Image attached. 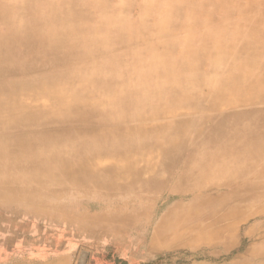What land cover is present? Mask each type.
<instances>
[{"label":"bare ground","instance_id":"6f19581e","mask_svg":"<svg viewBox=\"0 0 264 264\" xmlns=\"http://www.w3.org/2000/svg\"><path fill=\"white\" fill-rule=\"evenodd\" d=\"M186 1L170 0L165 5L141 0L138 3L139 15L133 21L123 18L122 13H114L109 8L108 0H0V74L7 71L6 67L18 66L10 68V72L17 75L18 79L15 82L6 81L4 87H0V116L8 118L5 122L0 121V129L5 133L2 135L7 140L0 142V167L2 164L17 166L25 177L35 174L38 183H43L47 175L52 174L48 171L50 166L63 174L73 167L74 170L66 174L67 183L71 187H82L90 184L91 180L88 179L98 181L97 185L103 180L110 182V179H115L121 174L117 169V165H120L118 161H129L136 157L146 165H154L153 155L158 154L171 163L175 155L187 151L186 154L179 155L181 167L178 171L165 168L161 162L157 166L160 177L170 182L171 188H167L169 193L177 195L178 200L184 199L189 193L193 195L188 204L172 205L181 209L193 204H198V208L204 204L203 200H199L201 192H198L201 191L200 186L205 183L204 180H210L218 187L231 186V182L236 181L234 191H239L249 173L261 172L264 168V124L255 119L243 123L241 120L247 117L246 113L215 118L214 127L206 136L202 135L204 126H197L193 137L198 139L186 150L183 143L188 134L186 130L182 134L179 131H163L167 124H174L175 121L170 123L161 120L173 119L180 114H198L202 112L201 102L204 101L208 102V112L213 111L219 104L227 101V94L236 90L240 80L247 81L249 77L254 91L246 92L240 99L232 101L231 105L239 107L264 104V87L261 86L264 84V76L259 71L253 73L256 62L251 58L264 51V42L261 40L264 30L253 29L259 21L264 25V0L252 3L256 13L248 8V11L245 10L244 30L239 27L233 29L230 37L227 24L214 30L206 27V32L201 31V42L198 45L189 42V33L182 36V39L188 40L179 43V35H171L161 26L166 21H174L175 10H186L191 16L196 14L197 6ZM224 3V0H211L208 7L211 8L214 4L221 8ZM120 5L122 7L124 2ZM91 8L95 15L89 14L88 10ZM150 8L156 10L154 17L161 26L162 40L159 37L151 38V41L145 43L142 42L145 34H142L141 29L144 28L141 25L149 19ZM107 13L110 14L107 16ZM222 15L228 16L225 12ZM210 16L211 10H208L205 17L209 20ZM176 17L179 19L178 15ZM185 19L192 22V17ZM84 25L86 26L83 27ZM224 41L227 43H223ZM130 44L134 46L131 51L120 50ZM70 47L76 48V52L67 51ZM239 53H243L250 61H235L234 56ZM75 58L85 62L83 70L62 63ZM203 59L206 67H202ZM38 62V68L62 63L63 67L69 69H61L57 71L60 72L58 74H70L45 82L23 83L22 78L33 73L28 72L26 67ZM84 71L93 77L101 76L102 71L105 75L84 80L74 79L75 74L81 75L80 72ZM208 73L210 75H206ZM152 74L154 79L146 81L145 78ZM116 80L121 83L109 97V90L116 85ZM48 82L50 83L47 84ZM7 86L10 90L5 88ZM44 86L48 87L40 91V87ZM200 88L206 93L200 92ZM253 92L257 93L253 94L257 97L251 95ZM252 96L257 99H252ZM10 98L20 99L21 102L13 106ZM73 101L77 102L72 109ZM88 104L93 107L88 109ZM172 106L176 109L171 110ZM16 113L21 118H15ZM210 116L207 117L208 120L211 119ZM150 118L157 121V124L150 123ZM137 121H140L141 127L137 128V124H134ZM108 123H125L127 126L124 130L118 128L116 131L108 128ZM189 123L193 125L191 122L188 125ZM45 124L54 128L49 129L47 126L37 131L11 133L15 128L29 129ZM73 125L81 128L83 133L78 135L76 146L70 149L66 157L56 158L67 145V140L56 143H49L47 140L73 134ZM98 125H107V129L103 128L107 137L94 138ZM151 129L155 133L148 135L147 130ZM113 132H118V136L112 141L110 133ZM26 133L32 138H28ZM104 149H112L109 152L112 155H117V151L127 150L126 154L118 155V160L115 156L109 161L110 165H114L111 166L112 172H107L109 164L102 163L100 155ZM3 154L7 155L1 157ZM192 163L196 166L188 168ZM143 168H135L128 176L129 181L132 179L139 183L137 176ZM83 170L84 175L77 173L84 172ZM157 179L155 176L150 178L152 182ZM183 183L190 189L181 190L180 185ZM262 195L259 192L245 196L239 203L256 201ZM212 204L209 205L213 206ZM163 206L165 203L161 207ZM223 210L226 213L232 211L227 208ZM188 219L189 216L182 220ZM162 223L165 221L160 220L154 224V234L157 235L164 229ZM149 227L150 225L146 229ZM199 228H202L200 222L184 229L182 233ZM153 242L154 236L150 243Z\"/></svg>","mask_w":264,"mask_h":264},{"label":"rangeland","instance_id":"374dc122","mask_svg":"<svg viewBox=\"0 0 264 264\" xmlns=\"http://www.w3.org/2000/svg\"><path fill=\"white\" fill-rule=\"evenodd\" d=\"M140 1L108 0V5L114 13H122L123 18L135 21L140 12L138 8ZM150 1L166 5L170 0ZM224 1L225 3L221 4L223 7H215L213 4L214 8H210L208 5L211 0H187L186 2L189 4L197 6L196 14L191 16L186 10H175L179 19L175 16L173 22L166 21L161 26H164L162 28L169 34L179 35L177 38L179 43L188 40V38L182 39L184 38L182 36L189 33V42L198 45L201 31L206 32V27H212L213 30L219 29L224 24H227V33L231 37L233 29L238 27L242 30L245 29V10L248 8L253 11L252 3L255 0ZM121 2H124L122 7H120ZM247 3L249 5H246ZM208 10H211L209 20L205 17ZM88 12L95 15L92 8ZM155 12L154 8H150L148 10L149 19L145 24H140L144 28L141 29L143 30L142 34H145L142 42L147 43L148 40L151 41V38H161V26L155 20ZM224 12L228 16L223 17ZM110 13H107V16ZM253 13H256L255 10ZM188 16L192 17L191 23L185 21ZM253 29L264 30V25L259 21V24L255 25ZM211 37L214 38L213 35ZM261 40L264 42V35L261 36ZM223 43H227V41ZM159 45L161 46V43ZM132 47H134L133 44H130L120 50L131 51ZM236 48L238 47L236 46ZM75 49L70 47L67 51L76 52ZM247 58L243 53L234 56V60L239 63L247 61ZM251 58H254L256 62L253 73L256 74L259 71L260 75L264 76V51L254 54ZM62 63L81 70L85 67V62L77 58ZM62 63L54 64L55 66L53 64L46 65L42 68H38L39 62L25 66L28 72L33 71V73L29 74V77H23L22 82L25 84L37 81L45 82L55 77H66L70 73L58 74L60 72H57L61 69H69L63 67ZM201 64L202 67L207 65L204 59ZM14 66L18 67L17 65L6 67L7 71L0 74V87H4L6 81L15 82L18 79L17 75L10 72V68L12 69ZM80 74H75L74 79L84 80L93 77L87 71L80 72ZM100 75H105L104 71ZM206 75H210V73ZM153 79V74L145 78L149 82ZM114 83L116 85L109 90V94L121 82L116 80ZM251 84L250 77L247 81L240 80L236 85V90L227 94V101L215 106L213 111L208 112V102L204 101L201 102L202 112L198 114H180L175 115L173 119L161 120L170 123L175 121L174 124H167L163 131L165 133L179 131V134H182L186 130L188 134L183 140L186 150L187 147L190 149V146L194 145L198 139L193 137L196 127L203 128L204 126L202 135L206 136L214 127V119L217 117L246 113L247 117L241 120L243 123L255 119L264 124V104H249L239 107L231 105L232 101L244 96L246 92L254 91ZM261 86L264 87V84ZM47 87H40V91ZM5 88L10 90L9 86ZM203 88L206 90L205 87ZM203 88H200L199 91L206 93L207 90L205 91ZM253 94L257 93L253 92L251 95ZM111 96L112 94L109 97ZM256 97L252 99H257ZM10 100L12 101L10 104L13 106L21 102L20 99L10 98ZM42 100L45 101V98ZM223 100L221 101L223 102ZM76 102H72V109ZM92 107L91 104H88V109ZM170 109L175 110L176 107L172 106ZM50 110L54 109L50 108ZM210 114L216 116H210ZM209 116L212 120L210 118L208 120ZM14 117L19 119L21 115L16 113ZM203 117H206V121ZM7 119V117L0 116V121L5 122ZM149 121L150 123L157 122L153 118H150ZM188 122L193 125L190 123L188 125ZM134 124H137V128L141 127L140 121ZM177 124L182 125L178 126ZM47 126L50 127L49 129L54 128L48 124L36 125L29 129L15 128L11 133L37 131L47 128ZM76 126L73 125V134H68L65 138L47 140L49 143L67 140V145L56 158L66 157L70 149L76 146L78 135L83 133L82 129L76 128ZM108 126V128L117 131L118 128L126 129L127 125L125 123H108ZM106 127L107 125H98L95 128L94 138L106 136L107 134L103 132L107 129ZM2 131L0 129V142H5L7 140L3 137L2 134L5 133ZM147 131L148 135L155 133L152 129ZM26 134H28V138H32L29 133ZM110 135V139L113 141L117 138L118 132L110 133ZM111 150H101L103 153L100 155L102 163L109 164L113 157L116 156V160H118V155L127 153V150H121L115 152L117 155H112L109 153ZM186 152H179L173 157L174 160L171 163L165 160L166 157L158 156V154L153 155L154 165H146L136 157L129 161H118L120 165H117V169L121 174L117 175L115 179H110V182L103 180L100 185H97L98 181L88 179L91 180L90 184L82 187H71L67 183L66 174L74 170L73 167L68 168V172L63 174L54 171V166H50L48 171L52 174L47 175L43 183H38V177L35 174L28 178L22 175L23 171L19 172V167L2 164L0 167V264H264V168L259 173L255 171L254 174L249 173L239 191H234V188L237 187L236 181H232L231 186L218 187L210 180H204L205 183L200 186L201 191H198L201 192L199 200H203L204 204L198 208H196L198 204L184 209L176 208L172 206L174 203L188 204L193 195L189 193L184 199L178 200L177 195L169 193L167 188L170 187V182L160 177L157 166L161 162L165 168L169 167L171 170L178 171L181 167L180 156ZM6 155L3 154L1 157ZM111 166L114 165H107V172H112ZM195 166L196 164L192 163L188 168ZM142 167L144 168L139 171L140 175L137 176V180L140 182L137 183L132 179L129 181V174L135 171V168L141 169ZM89 171L91 170L89 169ZM77 173L84 175L85 171ZM152 176L158 179L152 182L150 180ZM180 189L188 190L190 188L183 183L180 185ZM259 192H262L263 195L258 200L239 203L240 199L245 196ZM231 193L235 196H232ZM164 203L165 206L161 207ZM157 208H159L158 212H155ZM226 208L232 211L226 213L223 210ZM187 216H189L188 220H182ZM160 220L165 221L162 223L164 229L162 228L156 235L153 232V226ZM199 222L202 223V228L182 233L184 229ZM149 225L150 227L146 229ZM153 236L154 242L151 244Z\"/></svg>","mask_w":264,"mask_h":264}]
</instances>
